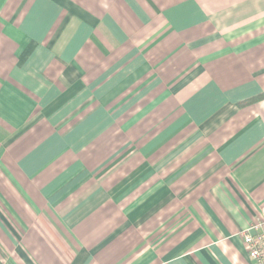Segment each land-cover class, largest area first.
<instances>
[{
	"label": "crops",
	"instance_id": "obj_1",
	"mask_svg": "<svg viewBox=\"0 0 264 264\" xmlns=\"http://www.w3.org/2000/svg\"><path fill=\"white\" fill-rule=\"evenodd\" d=\"M263 215L264 0H0V264H254Z\"/></svg>",
	"mask_w": 264,
	"mask_h": 264
},
{
	"label": "built area",
	"instance_id": "obj_2",
	"mask_svg": "<svg viewBox=\"0 0 264 264\" xmlns=\"http://www.w3.org/2000/svg\"><path fill=\"white\" fill-rule=\"evenodd\" d=\"M248 258L254 264H264V215L241 231Z\"/></svg>",
	"mask_w": 264,
	"mask_h": 264
},
{
	"label": "trees",
	"instance_id": "obj_3",
	"mask_svg": "<svg viewBox=\"0 0 264 264\" xmlns=\"http://www.w3.org/2000/svg\"><path fill=\"white\" fill-rule=\"evenodd\" d=\"M252 99H255V98H252Z\"/></svg>",
	"mask_w": 264,
	"mask_h": 264
}]
</instances>
